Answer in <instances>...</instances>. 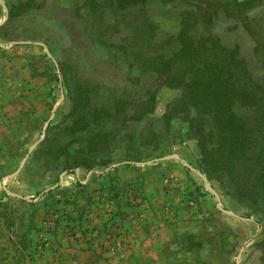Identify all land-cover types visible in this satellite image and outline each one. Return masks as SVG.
<instances>
[{"label": "rangeland", "instance_id": "374dc122", "mask_svg": "<svg viewBox=\"0 0 264 264\" xmlns=\"http://www.w3.org/2000/svg\"><path fill=\"white\" fill-rule=\"evenodd\" d=\"M206 1L0 0V264H264V205L206 175L154 66L198 16L264 80V0L247 28Z\"/></svg>", "mask_w": 264, "mask_h": 264}, {"label": "trees", "instance_id": "16d2710c", "mask_svg": "<svg viewBox=\"0 0 264 264\" xmlns=\"http://www.w3.org/2000/svg\"><path fill=\"white\" fill-rule=\"evenodd\" d=\"M116 1L117 5L129 7L147 0ZM260 3L261 0H207L197 5L210 24L220 20L221 9L230 12L231 8L242 15L224 16L235 27H246L250 21L246 12ZM196 17L184 19L178 49L170 56H159L154 65L165 77L166 85L183 90L171 114L186 115L196 133L201 167L208 177L228 174L240 197L264 205V80L252 77L239 44L227 46L211 30L205 33L204 23ZM195 25H200L203 31L199 36L193 33ZM254 42L258 51L260 41ZM147 101L142 103L145 111L141 115L152 109V97ZM74 103L75 110L78 107L75 99ZM169 120L167 116V125ZM88 144V152L102 148L101 142ZM92 162L76 157L70 168L90 167Z\"/></svg>", "mask_w": 264, "mask_h": 264}]
</instances>
